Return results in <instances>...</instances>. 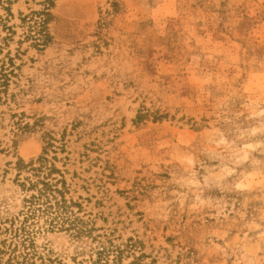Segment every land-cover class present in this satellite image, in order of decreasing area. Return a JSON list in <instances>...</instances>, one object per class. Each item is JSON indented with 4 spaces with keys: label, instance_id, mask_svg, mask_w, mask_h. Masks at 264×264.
Returning a JSON list of instances; mask_svg holds the SVG:
<instances>
[{
    "label": "rangeland",
    "instance_id": "1",
    "mask_svg": "<svg viewBox=\"0 0 264 264\" xmlns=\"http://www.w3.org/2000/svg\"><path fill=\"white\" fill-rule=\"evenodd\" d=\"M8 58L0 264H91L29 203L41 162L135 264H264V0H0Z\"/></svg>",
    "mask_w": 264,
    "mask_h": 264
},
{
    "label": "trees",
    "instance_id": "2",
    "mask_svg": "<svg viewBox=\"0 0 264 264\" xmlns=\"http://www.w3.org/2000/svg\"><path fill=\"white\" fill-rule=\"evenodd\" d=\"M35 14L38 18L30 17L27 20L26 17H23L22 21H26L27 23V36H34L32 38L36 40L37 44L45 45L50 40L47 32V20L50 13L46 9ZM9 32L10 34L12 33V31ZM31 33H34V35ZM10 36L8 35V37ZM8 37L5 36V39ZM11 66H13L12 61L8 58V65L6 66L5 63H2L0 67V90H5L9 76L13 74V68H9ZM38 160L43 161L45 159L42 157ZM41 164L31 165L29 168L30 171L38 176L36 181L31 183L30 186L41 185L37 189V193L29 197V203L33 205L47 204L41 213L47 215L50 220L49 225L52 227L58 225L59 229L69 231L72 238L76 239V241L82 240V238L90 239L89 242L85 241L83 243L89 247L88 252L91 256V264H124L122 258L130 254L134 256V261L128 264H135V261L138 259L134 255L137 242L131 238L126 239L124 243L116 242V237L111 232L95 233L94 227L89 226L86 220L78 217L70 209V205L66 204L62 192V189L65 188V181L62 175L59 174L60 177H52L53 173H58L59 171L54 166H51L47 172H44V175L40 176L39 174L43 171L42 169L46 168L42 162ZM51 177L53 181L47 180ZM59 185L60 187H58ZM39 210V208L33 209L31 215H34L35 211Z\"/></svg>",
    "mask_w": 264,
    "mask_h": 264
}]
</instances>
